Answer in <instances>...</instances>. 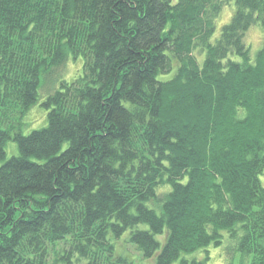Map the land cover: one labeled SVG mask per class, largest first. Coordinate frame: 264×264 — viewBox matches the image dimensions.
<instances>
[{
	"label": "trees",
	"instance_id": "1",
	"mask_svg": "<svg viewBox=\"0 0 264 264\" xmlns=\"http://www.w3.org/2000/svg\"><path fill=\"white\" fill-rule=\"evenodd\" d=\"M253 27L264 0H0V264H207L226 240L264 264ZM79 58L25 135L42 76Z\"/></svg>",
	"mask_w": 264,
	"mask_h": 264
},
{
	"label": "rangeland",
	"instance_id": "2",
	"mask_svg": "<svg viewBox=\"0 0 264 264\" xmlns=\"http://www.w3.org/2000/svg\"><path fill=\"white\" fill-rule=\"evenodd\" d=\"M234 13V4L226 7L223 10L222 15L219 17L216 23L217 31L216 37L219 36L222 27L228 24ZM261 31L258 27L251 28L246 35V43L251 47L252 54L254 55L257 50H259L263 45L258 42V33ZM250 33L256 34L257 39H251ZM83 59L79 58L77 62L69 61L65 65L54 68L50 71V74L42 76L41 78V89H40V99L37 105H35L26 115L23 117V132L25 135L30 134L34 130H40L47 126V113L48 110L43 106L46 98L53 94L59 86V82L64 78L67 80H72L78 77L82 73ZM7 159L14 156H18V146L14 141H9L7 144ZM2 162H0V166ZM232 244L228 240L224 241V244L220 248L212 247L210 251V261L207 264H229L233 261L234 264H250V259H246L242 254L238 252L233 253V257H229L228 249ZM133 256L136 257L137 264H155L156 257L154 258H144L142 253H139L136 248L130 247ZM199 255H197L198 257ZM200 258V257H199Z\"/></svg>",
	"mask_w": 264,
	"mask_h": 264
},
{
	"label": "snow or ice",
	"instance_id": "3",
	"mask_svg": "<svg viewBox=\"0 0 264 264\" xmlns=\"http://www.w3.org/2000/svg\"><path fill=\"white\" fill-rule=\"evenodd\" d=\"M233 3L236 2V0H232ZM250 38L251 39H257V35L256 34H252L250 33ZM258 42L261 43L262 45H264V29H262L259 33H258Z\"/></svg>",
	"mask_w": 264,
	"mask_h": 264
}]
</instances>
